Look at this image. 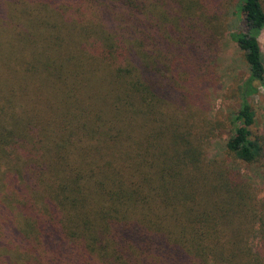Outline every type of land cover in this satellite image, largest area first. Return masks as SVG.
<instances>
[{"label": "trees", "instance_id": "trees-1", "mask_svg": "<svg viewBox=\"0 0 264 264\" xmlns=\"http://www.w3.org/2000/svg\"><path fill=\"white\" fill-rule=\"evenodd\" d=\"M263 30L264 0H0V264H264Z\"/></svg>", "mask_w": 264, "mask_h": 264}, {"label": "rangeland", "instance_id": "rangeland-1", "mask_svg": "<svg viewBox=\"0 0 264 264\" xmlns=\"http://www.w3.org/2000/svg\"><path fill=\"white\" fill-rule=\"evenodd\" d=\"M241 1L236 4H229L225 8L223 14L226 23V31L221 38L220 56L218 59V73L220 76V86L217 90L211 92V114L216 116L218 112L224 111L227 114L229 111L237 109L240 103L241 84L249 75V68L244 60L242 52L238 45L232 40L231 35L242 30L244 20L243 13L240 10ZM260 43L263 51L264 59V32L260 38ZM254 107L258 113L259 126H264V87H261L259 94L253 98ZM231 135L225 132L219 137L213 139L209 151L212 158L224 156L226 143ZM234 167L241 171L244 176L252 178L256 185L262 186L261 181L249 168L241 162H235Z\"/></svg>", "mask_w": 264, "mask_h": 264}, {"label": "crops", "instance_id": "crops-1", "mask_svg": "<svg viewBox=\"0 0 264 264\" xmlns=\"http://www.w3.org/2000/svg\"><path fill=\"white\" fill-rule=\"evenodd\" d=\"M263 32H264V30L262 31V34H263ZM262 34H261V36H262ZM261 36H260V38H261Z\"/></svg>", "mask_w": 264, "mask_h": 264}]
</instances>
